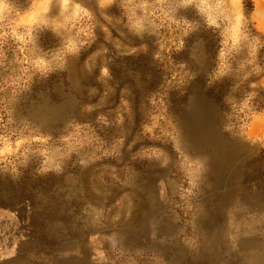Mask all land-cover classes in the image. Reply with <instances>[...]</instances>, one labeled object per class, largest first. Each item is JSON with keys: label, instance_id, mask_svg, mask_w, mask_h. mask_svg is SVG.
<instances>
[{"label": "rangeland", "instance_id": "1", "mask_svg": "<svg viewBox=\"0 0 264 264\" xmlns=\"http://www.w3.org/2000/svg\"><path fill=\"white\" fill-rule=\"evenodd\" d=\"M0 264H264V0H0Z\"/></svg>", "mask_w": 264, "mask_h": 264}, {"label": "bare ground", "instance_id": "2", "mask_svg": "<svg viewBox=\"0 0 264 264\" xmlns=\"http://www.w3.org/2000/svg\"><path fill=\"white\" fill-rule=\"evenodd\" d=\"M259 122V121H258ZM261 122V121H260Z\"/></svg>", "mask_w": 264, "mask_h": 264}]
</instances>
